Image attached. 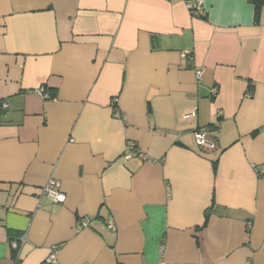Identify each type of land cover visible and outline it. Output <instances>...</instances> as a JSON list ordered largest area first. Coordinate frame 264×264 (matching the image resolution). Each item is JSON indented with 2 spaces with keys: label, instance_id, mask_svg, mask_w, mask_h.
<instances>
[{
  "label": "crops",
  "instance_id": "1",
  "mask_svg": "<svg viewBox=\"0 0 264 264\" xmlns=\"http://www.w3.org/2000/svg\"><path fill=\"white\" fill-rule=\"evenodd\" d=\"M2 104L0 264H264V8L0 0Z\"/></svg>",
  "mask_w": 264,
  "mask_h": 264
},
{
  "label": "built area",
  "instance_id": "2",
  "mask_svg": "<svg viewBox=\"0 0 264 264\" xmlns=\"http://www.w3.org/2000/svg\"><path fill=\"white\" fill-rule=\"evenodd\" d=\"M197 12H200V5L197 4L195 7H194ZM183 56L186 58H191V52L190 51H186ZM195 76L197 79L200 78L201 76V71H196L195 72ZM6 105L5 104H2L1 105V109H6ZM195 117V113L194 112H191V113H187L183 116V118L185 120H190L192 118ZM194 139H195V143L197 145V147L201 148V149H204V150H213L215 148V143L214 141L208 136V133H207V129H202L200 131H197L195 134H194ZM125 159L128 160V159H131L133 157H139L143 160L146 159L145 155L143 153H141L134 145L132 144H129L126 148V151H125ZM42 192L43 194H46L48 195L51 199H53L55 202H63L64 201V196L60 193L59 191V185L55 182V181H52L50 180L46 185L45 187L42 189ZM109 228L111 230H114V228L110 225ZM52 261V258L49 257L46 262L47 263H50Z\"/></svg>",
  "mask_w": 264,
  "mask_h": 264
},
{
  "label": "trees",
  "instance_id": "3",
  "mask_svg": "<svg viewBox=\"0 0 264 264\" xmlns=\"http://www.w3.org/2000/svg\"><path fill=\"white\" fill-rule=\"evenodd\" d=\"M249 4L253 8V17L254 21L258 22L260 18V14L262 9L264 8V0H248ZM207 220V217H205V222ZM15 238L13 236L10 237V240H14Z\"/></svg>",
  "mask_w": 264,
  "mask_h": 264
}]
</instances>
